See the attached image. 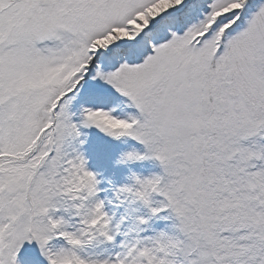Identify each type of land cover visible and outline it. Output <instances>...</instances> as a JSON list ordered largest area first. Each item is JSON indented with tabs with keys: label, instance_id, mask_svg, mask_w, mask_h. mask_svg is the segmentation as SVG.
<instances>
[{
	"label": "snow or ice",
	"instance_id": "1",
	"mask_svg": "<svg viewBox=\"0 0 264 264\" xmlns=\"http://www.w3.org/2000/svg\"><path fill=\"white\" fill-rule=\"evenodd\" d=\"M0 264H264V0H0Z\"/></svg>",
	"mask_w": 264,
	"mask_h": 264
},
{
	"label": "bare ground",
	"instance_id": "2",
	"mask_svg": "<svg viewBox=\"0 0 264 264\" xmlns=\"http://www.w3.org/2000/svg\"><path fill=\"white\" fill-rule=\"evenodd\" d=\"M133 167L137 172H140L144 175H149L152 173H160L158 165L154 164L150 160L145 161L141 164H136ZM126 172H127V169L116 170V179L122 181L124 179V173ZM153 227L156 229H166V228L169 229L170 222L160 219V220L153 222Z\"/></svg>",
	"mask_w": 264,
	"mask_h": 264
},
{
	"label": "rangeland",
	"instance_id": "3",
	"mask_svg": "<svg viewBox=\"0 0 264 264\" xmlns=\"http://www.w3.org/2000/svg\"><path fill=\"white\" fill-rule=\"evenodd\" d=\"M151 162H153V163H156L154 160H150ZM157 165V164H156ZM160 172H162V169H161V167H160ZM117 181H120V180H117ZM169 229H170V227H169Z\"/></svg>",
	"mask_w": 264,
	"mask_h": 264
}]
</instances>
